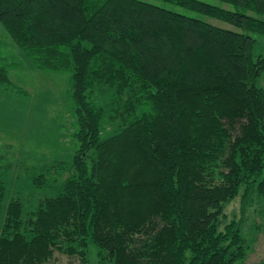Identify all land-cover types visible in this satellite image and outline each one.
Here are the masks:
<instances>
[{
    "label": "trees",
    "instance_id": "obj_1",
    "mask_svg": "<svg viewBox=\"0 0 264 264\" xmlns=\"http://www.w3.org/2000/svg\"><path fill=\"white\" fill-rule=\"evenodd\" d=\"M161 1L230 28L141 0H0L31 68L70 74L76 126L70 162L30 177L49 194L30 212L8 203L0 264H89L91 246L97 264L246 260L225 207L264 199V0ZM5 194L0 170V212Z\"/></svg>",
    "mask_w": 264,
    "mask_h": 264
},
{
    "label": "rangeland",
    "instance_id": "obj_2",
    "mask_svg": "<svg viewBox=\"0 0 264 264\" xmlns=\"http://www.w3.org/2000/svg\"><path fill=\"white\" fill-rule=\"evenodd\" d=\"M141 1L205 20L218 27L230 28L222 22L203 18L161 0ZM202 1L218 4L214 0ZM254 37L257 40L254 53L264 54V37ZM1 67L7 68L10 84H0V170L6 183L0 223L11 200L18 199L24 212H30L39 199L49 194L31 187L32 172L57 162H70L76 149L70 74L40 72L31 68L0 25ZM256 85L264 89V74L256 81ZM100 99L101 103L108 102V96ZM113 128L106 126L101 137H110ZM239 207V200L236 199L225 207V213L227 223L235 219L247 241L252 242L243 264H264V232L256 233L255 229L257 224L261 226L263 223L264 199L263 202L250 205L244 215L240 213ZM88 259L89 264H97L93 246L89 248ZM78 263V258L55 252L48 264Z\"/></svg>",
    "mask_w": 264,
    "mask_h": 264
}]
</instances>
